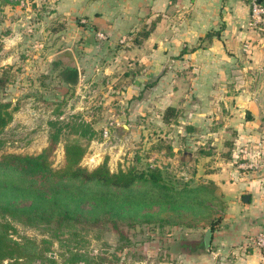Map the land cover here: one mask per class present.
I'll return each instance as SVG.
<instances>
[{
	"label": "rangeland",
	"instance_id": "rangeland-1",
	"mask_svg": "<svg viewBox=\"0 0 264 264\" xmlns=\"http://www.w3.org/2000/svg\"><path fill=\"white\" fill-rule=\"evenodd\" d=\"M16 6L18 10H15ZM16 15L15 19H11V16ZM83 23L75 18L58 17L53 8L41 0H27L25 3L0 0V51H8L10 47L12 51L11 59L7 55L3 56L4 51L0 52V101L10 102L11 108L16 107L12 121L0 131V153L37 154L48 146L53 133L59 130V139L52 154L54 166H59L64 160L65 140L78 137L67 127L68 123L86 120L85 116L92 115V121L95 119L98 122L96 125L101 127L95 130L93 137H102L101 129L109 119H116L119 123L124 120L122 114L125 104L114 97L103 99L105 93L116 96L133 93L135 100L138 93H154L151 79L144 81L138 78L141 72L137 55L136 52L124 51L128 47L126 41L113 40L111 37L99 39L96 33L100 30H92L91 23ZM75 24L86 27L77 33L71 29ZM14 30L17 32L12 34ZM87 42L102 44L90 48ZM107 43L113 45L111 54L101 58L97 52L105 54ZM66 50L74 52L77 58L85 61L89 59L91 62L87 69L83 68L85 73L95 79L92 87L86 88L89 90L79 92L76 86L63 82L67 58L60 54ZM119 53H124L120 61L115 60ZM243 55L246 62L235 81L217 85L221 87L224 84L223 87L231 88L235 93H257L262 115L264 107L260 95V78L264 73V64L259 67L253 65L258 59L253 58L252 51L243 50ZM108 105L114 109L110 110ZM133 117L126 119L132 124L129 133L118 128L120 124L113 129L110 144L103 141L96 145L81 138L88 144L82 163L94 167L106 158L109 163L112 158L109 151H113L114 155L115 152L119 154L110 166L112 170L127 168L132 165L130 161H137L134 166L139 169H145L149 164L158 165L162 168L167 188L174 191L185 188L187 184L196 187L202 182L203 179L198 175L203 171L204 164L195 155L199 150L198 145H182L179 155L175 156L169 136L170 124L157 123L152 119H149L150 129L147 132L150 143L145 145L140 125L147 116L136 114ZM172 117L175 119L177 115ZM262 127L264 122L260 124V132L264 131ZM94 155L98 157V163L89 160ZM181 155L187 156L186 161L176 162ZM192 174L194 178H186ZM24 185L28 187L25 186L23 191L13 194L1 192V195L10 198L15 205L29 204L37 187ZM93 187L91 184L78 193L63 192L64 196L60 200L69 209L89 216L98 206L102 216L96 222L86 227L76 225L57 229L60 235L56 237L53 234L55 229L46 228V224L31 225L14 220L17 231L13 235L18 238L28 236L37 242L50 239L51 242L46 243L50 251L46 254L56 257L60 264H65L71 251L80 254L75 264H89L92 257L100 264H193L182 252L205 251L203 236L199 233L207 220L205 201L202 205L204 209L201 205L193 206L192 209L183 205L177 209L167 202L147 199L141 194V197L129 199L123 198L125 194L118 197L114 188L108 191L105 188L93 190ZM142 187L148 186L140 183L135 186L136 189ZM151 194L156 195L154 191ZM198 195L201 197V194ZM217 197L211 203V217L223 206ZM113 202L118 205L116 209L112 208Z\"/></svg>",
	"mask_w": 264,
	"mask_h": 264
},
{
	"label": "crops",
	"instance_id": "crops-1",
	"mask_svg": "<svg viewBox=\"0 0 264 264\" xmlns=\"http://www.w3.org/2000/svg\"><path fill=\"white\" fill-rule=\"evenodd\" d=\"M41 1L51 6L58 17L75 18L86 25L91 23V29L104 32L106 39L126 41L128 47L124 51L136 52L141 72L138 78L144 81L151 79L154 93H138L136 100L133 93L117 96L105 93L103 99L114 97L125 104L124 120L118 128L129 133L132 124L126 119L143 114L147 116L140 125L145 145L150 143L147 132L149 119H152L157 123L170 124L169 136L175 156L179 155L182 145L193 143L199 146L195 155L201 158L204 168L198 176L213 186L223 206L216 214L219 221L212 230L209 249L205 248L203 252L185 250L182 252L185 258L193 264H264L262 251L250 240L264 230V131L259 130L264 122V111L261 115L257 93H235L231 88L223 87L224 84L221 87L217 85L235 81L239 76L246 62L243 55L245 43L250 45L253 58L258 59L253 65L259 67L264 64V35L249 28L248 1ZM16 17L11 16V19ZM86 25L75 24L71 29L81 33ZM16 32L14 30L12 34ZM209 32L214 34L206 38ZM102 43L87 42L86 45L93 48L100 47ZM105 46L106 53L97 52L98 56L105 58L106 54H111L113 45L107 43ZM1 51L5 52L3 56L11 59V47L8 51ZM123 55L119 53L115 60L120 61ZM74 59L71 68L78 70L77 79L70 82L65 78L63 82L76 86L79 92L87 91L95 79L83 68L87 69L91 62L77 58L75 53ZM111 106L107 107L113 110ZM167 107H173L177 115L168 122L163 119ZM85 118L92 122L95 130L101 128L95 119L92 121V115ZM91 141L97 145L104 139L99 136ZM109 153L112 166L119 153ZM95 155L92 159L98 163ZM178 158L176 162L184 163L187 156ZM248 160H258L260 166L255 169L239 166ZM186 178H194V175ZM207 227L210 225L205 224L199 231L202 236Z\"/></svg>",
	"mask_w": 264,
	"mask_h": 264
},
{
	"label": "trees",
	"instance_id": "trees-1",
	"mask_svg": "<svg viewBox=\"0 0 264 264\" xmlns=\"http://www.w3.org/2000/svg\"><path fill=\"white\" fill-rule=\"evenodd\" d=\"M214 33L209 32L206 38H211ZM147 33L144 34L146 36ZM137 41V37L135 38ZM195 49V48H194ZM64 79L75 82L78 75L76 68L65 67ZM11 103L0 101V131H2L13 119ZM176 115L173 107H167L163 119L168 122L171 116ZM251 115H248L250 117ZM73 134L77 138H67L64 143V160L59 166H54L52 154L59 139V130L53 133L49 144L37 154L2 152L0 153V264H60L56 257L47 255L50 246L47 242L50 239H43L37 242L28 236L15 237L17 231L14 220L25 224L39 225L46 224V228H54L56 237L60 234L57 229L72 227L96 222L101 216L98 206L93 209V215H85L69 209L61 203L62 193H78L85 190L86 186L93 185V190L105 188L117 193V196L125 194L123 198L141 197L155 201H163L180 209V206L187 205L192 209L196 205H204L206 224L212 230L216 227L219 218L211 217V203L216 199L213 186L205 183V180L196 187L189 184L185 188H167L162 175V168L158 165H150L145 169L134 166L137 161H130L132 165L127 168L112 170L108 159L95 165L87 167L82 163L86 154L88 144L81 138L91 141L95 134L92 122L84 119L68 123ZM134 162V163H133ZM140 183L148 187L136 189ZM187 182H185L186 184ZM36 186L33 199L29 204L15 205L10 198L1 195V192L13 194L23 191L26 185ZM28 187V186H26ZM74 187V188H73ZM48 191L49 193L45 192ZM155 192L156 195L151 194ZM201 197H198L199 195ZM205 195V196H204ZM122 197V196H121ZM190 206V207H188ZM113 202L112 208L116 209ZM203 212V211H202ZM45 240V243H43ZM80 257L78 251H71V255L65 260V264H75ZM86 260V257H84ZM39 260V262H37ZM89 264H100L94 257L88 261Z\"/></svg>",
	"mask_w": 264,
	"mask_h": 264
},
{
	"label": "built area",
	"instance_id": "built-area-1",
	"mask_svg": "<svg viewBox=\"0 0 264 264\" xmlns=\"http://www.w3.org/2000/svg\"><path fill=\"white\" fill-rule=\"evenodd\" d=\"M21 3L27 2V0H19ZM250 6V20H249V28L253 32L257 34L264 35V0H247ZM97 36L99 39H106V34L102 31L97 32ZM248 43L244 44V51H252ZM63 117V116H61ZM119 122L116 119H109V121L102 127L101 136L103 137L105 142L109 144L112 143V131ZM89 160L94 162L90 157ZM241 168L245 169H255L260 166V161L258 160H248L243 161L239 164ZM251 242L259 248L264 256V230L255 234L251 237Z\"/></svg>",
	"mask_w": 264,
	"mask_h": 264
},
{
	"label": "water",
	"instance_id": "water-1",
	"mask_svg": "<svg viewBox=\"0 0 264 264\" xmlns=\"http://www.w3.org/2000/svg\"><path fill=\"white\" fill-rule=\"evenodd\" d=\"M61 55L67 58V63L65 64L64 67H73L75 59L71 50H66L63 53H61L60 56ZM260 88L262 90V93H260V95L263 98V102H264V73L261 75L260 78ZM211 238H212V229L211 227H207L203 232V243L206 249H209Z\"/></svg>",
	"mask_w": 264,
	"mask_h": 264
}]
</instances>
